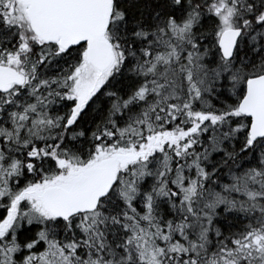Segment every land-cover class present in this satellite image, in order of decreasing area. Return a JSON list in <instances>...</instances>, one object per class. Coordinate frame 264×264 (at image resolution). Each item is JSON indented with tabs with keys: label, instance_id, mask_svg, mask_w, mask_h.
I'll use <instances>...</instances> for the list:
<instances>
[{
	"label": "snow or ice",
	"instance_id": "obj_1",
	"mask_svg": "<svg viewBox=\"0 0 264 264\" xmlns=\"http://www.w3.org/2000/svg\"><path fill=\"white\" fill-rule=\"evenodd\" d=\"M0 264H264V0H0Z\"/></svg>",
	"mask_w": 264,
	"mask_h": 264
}]
</instances>
